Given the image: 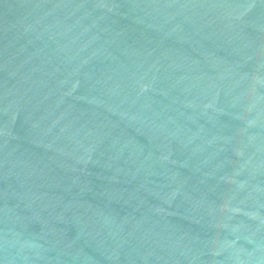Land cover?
I'll return each instance as SVG.
<instances>
[{"label":"water","instance_id":"water-1","mask_svg":"<svg viewBox=\"0 0 264 264\" xmlns=\"http://www.w3.org/2000/svg\"><path fill=\"white\" fill-rule=\"evenodd\" d=\"M0 264H264V0H0Z\"/></svg>","mask_w":264,"mask_h":264}]
</instances>
